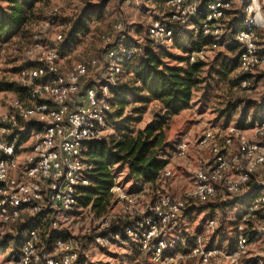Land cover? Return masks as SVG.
<instances>
[{
	"label": "clouds",
	"instance_id": "clouds-1",
	"mask_svg": "<svg viewBox=\"0 0 264 264\" xmlns=\"http://www.w3.org/2000/svg\"><path fill=\"white\" fill-rule=\"evenodd\" d=\"M25 15L0 40V84L18 89L0 90V264H264V0H34ZM187 33L212 43L185 51ZM150 53L199 68L189 115L156 150L158 179L129 178L117 158L85 207L92 142L113 149L170 121L159 100L133 99L150 95L136 74ZM41 213L48 227L28 226Z\"/></svg>",
	"mask_w": 264,
	"mask_h": 264
},
{
	"label": "trees",
	"instance_id": "trees-1",
	"mask_svg": "<svg viewBox=\"0 0 264 264\" xmlns=\"http://www.w3.org/2000/svg\"><path fill=\"white\" fill-rule=\"evenodd\" d=\"M3 3H7L9 7L5 10L3 6H0V40L7 41L26 22L25 12L32 8L34 0H0V4ZM92 18V16H86L88 20ZM78 27L80 30H87L83 22L79 23ZM204 40L206 41V39L201 37L196 42L192 38V48L206 45L208 42ZM161 67H164V71H160ZM222 69L218 73L226 79L229 69L227 67H222ZM199 71L197 67L188 70L168 68L163 65L159 57L150 53L149 58L141 61L139 68L136 70L137 76L144 81V88L150 95L146 97L137 94L133 99L145 105L154 100H159L169 109L170 117L175 116L191 107L192 90L200 85V81L193 79V77L198 76ZM4 89L18 90L13 85L5 86L1 90ZM22 95H25V93H22ZM117 103L122 109L127 100L118 94ZM250 105L256 106V103ZM261 106L264 107V98H262ZM167 121L161 120L158 124L149 125L145 132L140 133L138 140L130 139L127 143L115 145L113 149L105 147L102 143L92 142L89 152L85 153V155L95 160L97 164L96 175L92 177L95 181V187L82 191L83 195L80 197L82 205L91 207L93 201L96 204L101 203L96 197L105 193L106 185L111 181L106 169L117 158L129 165L131 169L129 178L140 179L144 178L147 173H154V176L148 177L149 182L158 179L162 169L155 156L156 150L164 145L166 140L164 129ZM120 153H125V155H120ZM123 163L121 164V170L123 169ZM43 219L40 216L35 223L30 219L28 226H37L42 223ZM3 250V248H0V252Z\"/></svg>",
	"mask_w": 264,
	"mask_h": 264
},
{
	"label": "rangeland",
	"instance_id": "rangeland-1",
	"mask_svg": "<svg viewBox=\"0 0 264 264\" xmlns=\"http://www.w3.org/2000/svg\"><path fill=\"white\" fill-rule=\"evenodd\" d=\"M19 31L20 30L16 31V33H14L12 36L16 35ZM191 34L192 33H190V34L187 33L184 38H181V37L177 36L176 40H175L176 46L179 47V48L184 49L185 51H186V49L189 50L190 48H192L191 41H192V35L193 34L192 35ZM11 37L9 39H11ZM206 41L208 42L207 39H206ZM231 50L234 51V52L237 51L236 48H232ZM165 55H167V54H165ZM171 58H177V57H171ZM17 70L18 69H13V71H17ZM221 70H223V69L219 68L218 70H216V72L214 74L217 75L224 82V85L226 87L227 83H228L227 82V78L224 79L218 73ZM198 76H199V74H198ZM5 86H11V85L0 84V90L3 89ZM196 89H199V85H198V87ZM4 90H8V89H4ZM8 91H13V90H8ZM202 91H203L204 94L201 97V99L205 100L208 103L209 107L213 108L215 111L219 112V114L221 116H224L226 112L231 113L232 111H234V109L231 108V105H229L228 109H225L223 107V104L220 102L222 89H217L216 93L214 95H211V96L209 95V93L207 92L206 89H203ZM249 103L252 104V103H256V102L255 101H250ZM149 104H151V103H149ZM187 110L182 111L179 114L170 117V121L169 120L167 121V125L165 126V129H164V133L166 135V138H167L168 135L175 134L176 132L181 130V128L183 127V124L185 122L186 116L189 115ZM191 210L192 209H190L189 211H191ZM200 210H203V209H199L197 211H200ZM178 251L179 252H184L183 249H181V248H179Z\"/></svg>",
	"mask_w": 264,
	"mask_h": 264
},
{
	"label": "built area",
	"instance_id": "built-area-1",
	"mask_svg": "<svg viewBox=\"0 0 264 264\" xmlns=\"http://www.w3.org/2000/svg\"><path fill=\"white\" fill-rule=\"evenodd\" d=\"M203 19H204V17H201V22L203 21ZM207 40H208V43L207 44H210V43H212V38H207ZM206 44V45H207ZM204 46V45H203ZM25 95H26V93H25ZM27 137H25V139H26ZM162 171V170H161ZM161 173V172H160ZM160 176V175H159ZM84 190V189H83ZM82 190V191H83ZM40 216L41 217H43L44 219L42 220V223L41 224H39V225H37V226H35V225H31V226H33V227H41V228H47L48 227V225L52 222L51 221V219L50 218H47L46 217V214L45 213H41L40 214ZM181 249H183V248H181ZM183 251H184V249H183ZM181 254H183L184 252H180Z\"/></svg>",
	"mask_w": 264,
	"mask_h": 264
},
{
	"label": "crops",
	"instance_id": "crops-1",
	"mask_svg": "<svg viewBox=\"0 0 264 264\" xmlns=\"http://www.w3.org/2000/svg\"><path fill=\"white\" fill-rule=\"evenodd\" d=\"M185 111V110H184Z\"/></svg>",
	"mask_w": 264,
	"mask_h": 264
}]
</instances>
